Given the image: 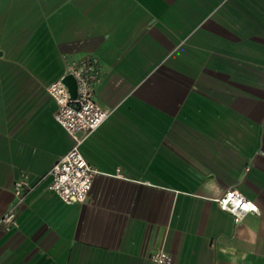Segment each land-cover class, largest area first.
<instances>
[{
    "label": "crops",
    "instance_id": "1",
    "mask_svg": "<svg viewBox=\"0 0 264 264\" xmlns=\"http://www.w3.org/2000/svg\"><path fill=\"white\" fill-rule=\"evenodd\" d=\"M84 54L111 110L82 145L98 173L85 202L37 187L0 264H264V0H0V219L72 146L48 86ZM232 188L259 212L235 222Z\"/></svg>",
    "mask_w": 264,
    "mask_h": 264
},
{
    "label": "built area",
    "instance_id": "2",
    "mask_svg": "<svg viewBox=\"0 0 264 264\" xmlns=\"http://www.w3.org/2000/svg\"><path fill=\"white\" fill-rule=\"evenodd\" d=\"M72 76L76 90L72 92L65 82ZM103 77V65L94 54H84L67 63L64 75L48 86L49 94L56 100L58 123L72 138V146L43 175L33 177L22 172L14 182L15 200L0 219L7 226L16 224L19 207L41 184L48 181V188L67 203L85 202L98 170L85 158L82 145L91 134L101 126L111 114L97 100V86ZM220 207L240 222L249 213H258V205L237 188L227 190L217 198ZM168 258L166 251H154L151 260L164 263Z\"/></svg>",
    "mask_w": 264,
    "mask_h": 264
},
{
    "label": "water",
    "instance_id": "3",
    "mask_svg": "<svg viewBox=\"0 0 264 264\" xmlns=\"http://www.w3.org/2000/svg\"><path fill=\"white\" fill-rule=\"evenodd\" d=\"M66 77H67V76H66ZM66 77H65V79H64V80H65V82H66ZM70 77H72V76H70ZM72 78H73V77H72ZM73 79H74V78H73ZM66 83H67V82H66ZM67 84H68V83H67ZM68 85H69V84H68ZM69 86H70V85H69ZM70 88H71V87H70ZM71 90H72V89H71Z\"/></svg>",
    "mask_w": 264,
    "mask_h": 264
}]
</instances>
